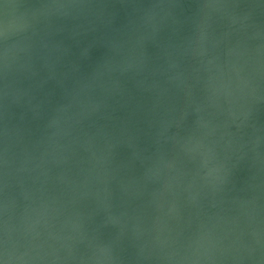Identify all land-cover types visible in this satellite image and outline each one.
<instances>
[{"label": "water", "instance_id": "water-1", "mask_svg": "<svg viewBox=\"0 0 264 264\" xmlns=\"http://www.w3.org/2000/svg\"><path fill=\"white\" fill-rule=\"evenodd\" d=\"M0 264H264V0H0Z\"/></svg>", "mask_w": 264, "mask_h": 264}]
</instances>
